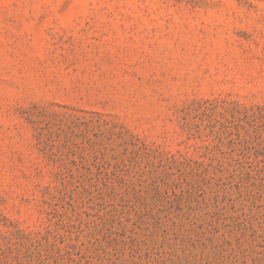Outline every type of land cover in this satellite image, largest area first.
Here are the masks:
<instances>
[{
    "label": "rangeland",
    "instance_id": "obj_1",
    "mask_svg": "<svg viewBox=\"0 0 264 264\" xmlns=\"http://www.w3.org/2000/svg\"><path fill=\"white\" fill-rule=\"evenodd\" d=\"M0 264H264V0H0Z\"/></svg>",
    "mask_w": 264,
    "mask_h": 264
}]
</instances>
